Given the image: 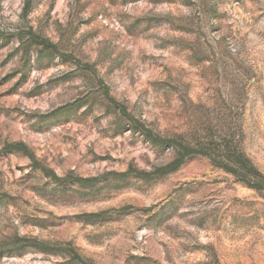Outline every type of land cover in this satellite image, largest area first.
I'll return each mask as SVG.
<instances>
[{
    "label": "rangeland",
    "instance_id": "obj_1",
    "mask_svg": "<svg viewBox=\"0 0 264 264\" xmlns=\"http://www.w3.org/2000/svg\"><path fill=\"white\" fill-rule=\"evenodd\" d=\"M0 264H264V0H0Z\"/></svg>",
    "mask_w": 264,
    "mask_h": 264
},
{
    "label": "trees",
    "instance_id": "obj_2",
    "mask_svg": "<svg viewBox=\"0 0 264 264\" xmlns=\"http://www.w3.org/2000/svg\"><path fill=\"white\" fill-rule=\"evenodd\" d=\"M185 152H190L191 153V152H195V150L192 149V148L186 147L185 148ZM236 164L239 166V169L241 170L239 172V174L242 175V177H245L248 173H253V174L257 175V173L255 172L256 168L249 162V160L243 154L239 155L238 160L235 161V165ZM251 181H252V179H250V181H249L250 184H252L255 187L258 186L257 185V183H259L258 180H254V181H252V183H251Z\"/></svg>",
    "mask_w": 264,
    "mask_h": 264
}]
</instances>
